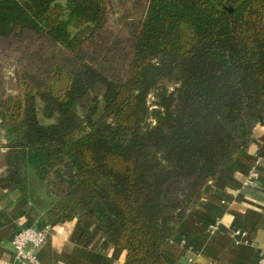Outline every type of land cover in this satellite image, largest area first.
<instances>
[{
	"label": "trees",
	"instance_id": "trees-1",
	"mask_svg": "<svg viewBox=\"0 0 264 264\" xmlns=\"http://www.w3.org/2000/svg\"><path fill=\"white\" fill-rule=\"evenodd\" d=\"M109 8L0 0V36L25 44L0 94V191L41 195L38 227L96 217L123 264H169L163 245L264 123V0H149L112 74L88 51Z\"/></svg>",
	"mask_w": 264,
	"mask_h": 264
},
{
	"label": "crops",
	"instance_id": "crops-1",
	"mask_svg": "<svg viewBox=\"0 0 264 264\" xmlns=\"http://www.w3.org/2000/svg\"><path fill=\"white\" fill-rule=\"evenodd\" d=\"M256 165L258 177L249 183ZM41 195L19 189L0 191V264H13V238L22 228L47 221ZM216 225L215 233L210 226ZM237 229H248L246 236ZM264 249V123L257 124L247 148L202 190L161 254L169 264H259ZM42 264H123L124 254L109 243L96 217L85 214L54 221L37 249Z\"/></svg>",
	"mask_w": 264,
	"mask_h": 264
},
{
	"label": "rangeland",
	"instance_id": "rangeland-1",
	"mask_svg": "<svg viewBox=\"0 0 264 264\" xmlns=\"http://www.w3.org/2000/svg\"><path fill=\"white\" fill-rule=\"evenodd\" d=\"M110 8L107 14L105 31L99 41V47L90 46L93 60L104 66L110 74L124 72V55L130 50V27L146 12L149 0H109ZM97 49L98 53L93 52ZM25 44H17L10 38L0 36V94H15L14 71L24 64ZM96 54V55H94ZM166 85L173 89L175 82ZM153 100L151 96L150 101ZM44 120V119H43ZM0 142L5 143L3 132ZM1 153V151H0ZM5 171L1 165L0 175Z\"/></svg>",
	"mask_w": 264,
	"mask_h": 264
},
{
	"label": "built area",
	"instance_id": "built-area-1",
	"mask_svg": "<svg viewBox=\"0 0 264 264\" xmlns=\"http://www.w3.org/2000/svg\"><path fill=\"white\" fill-rule=\"evenodd\" d=\"M259 160H256V164L249 171V183H253L257 177L258 172L256 171V165ZM217 226L211 225L210 232L215 233ZM50 230V224L38 227L31 225L20 229L14 236L12 244L15 252V258L13 264H42L37 253V249L46 240L48 232ZM236 235L246 236V241H250L248 238V229H237ZM259 264H264V249L261 250V257Z\"/></svg>",
	"mask_w": 264,
	"mask_h": 264
}]
</instances>
